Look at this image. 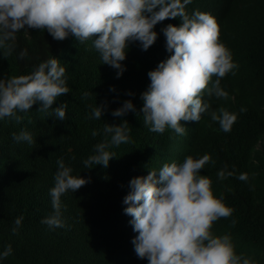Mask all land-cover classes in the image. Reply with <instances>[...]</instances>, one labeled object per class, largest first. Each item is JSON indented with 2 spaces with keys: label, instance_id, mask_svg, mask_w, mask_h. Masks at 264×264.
<instances>
[{
  "label": "trees",
  "instance_id": "obj_1",
  "mask_svg": "<svg viewBox=\"0 0 264 264\" xmlns=\"http://www.w3.org/2000/svg\"><path fill=\"white\" fill-rule=\"evenodd\" d=\"M197 9L216 18L219 40L239 67L235 75L228 73L220 81L227 99L205 92L202 99L210 104L209 111L200 122L181 121L186 129L182 136L170 129L151 132L137 114L143 105L141 93L150 83L148 72L170 55L161 29L169 23L179 25V18L155 26L158 38L147 51L139 42L131 43L122 62L126 70L119 77L118 70L101 63L92 40L80 44L71 35L56 41L47 31L22 30L11 56L4 58L0 50V77L30 74L54 56L66 68L69 87V93L53 104L55 108L67 103L66 120L38 112L39 104L18 112L20 122L0 119V253L12 248L0 264H148L134 252L132 239L137 233L124 213L129 181L158 171L164 163L205 154L215 163L206 164L201 175L211 180L214 195L233 209L229 218L214 222L211 231L228 234L238 255L264 264V0H192L186 7L189 14ZM24 49L27 55L21 58ZM215 80L213 76L209 88ZM85 92L90 95L82 99ZM129 99L136 111L114 117L112 112ZM96 104L106 105L100 120L89 118V105ZM221 107L237 115L230 132L211 119L210 113ZM124 120L130 142L109 149L116 156L107 168L84 169L83 161L93 154L94 145L105 139L103 125ZM21 130L32 134V145L13 140L12 133ZM93 131L98 135L93 137ZM60 158L73 175L90 177V182L62 195L64 227L49 228L41 220L53 213L50 189ZM220 170L232 175L220 180ZM243 173L247 181L238 178ZM18 217L23 219L14 233Z\"/></svg>",
  "mask_w": 264,
  "mask_h": 264
},
{
  "label": "clouds",
  "instance_id": "obj_2",
  "mask_svg": "<svg viewBox=\"0 0 264 264\" xmlns=\"http://www.w3.org/2000/svg\"><path fill=\"white\" fill-rule=\"evenodd\" d=\"M191 3L192 0H0V50L4 58L11 56L16 34L22 30L47 31L56 41L71 35L80 44L92 40L101 63L118 70L119 77L126 70L122 62L131 43L139 42L147 51L158 38L155 26L166 19L179 18V25L169 23L161 29L170 55L148 72L150 83L141 93L143 105L137 114H142L143 124L151 132L163 134L170 129L182 136L186 129L181 121L200 122L209 111L210 104L202 99L205 92L227 99L228 93L220 81L228 73L235 75L239 67L219 40L216 18L198 9L189 14L186 7ZM26 55V49L21 51V58ZM65 73L66 68L52 56L30 74L0 77V119L20 122L23 117L18 112H27L39 104L38 112L66 120V102L53 108L58 97L69 93ZM213 76L216 80L209 88ZM89 95L83 93L82 99ZM89 107V118L94 120H100L106 110L104 104ZM130 111L135 112L136 108L129 99L112 115L122 117ZM210 115L224 132H230L237 120L236 114L223 107ZM129 131L126 120L120 124L105 123V139L94 145L93 154L83 161L84 169L95 165L107 168L116 156L109 149L129 143ZM92 135L95 137L98 132L93 131ZM12 138L16 143H34L26 130L12 133ZM56 163L54 186L50 189L53 213L41 220L49 228L64 227L62 195L75 193L90 182V177L73 175L63 158ZM209 163L215 161L208 154L200 158L189 155L181 163H164L158 171L149 170L147 175L129 181L124 213L131 217L129 223L137 233L132 244L139 259H146L148 264H255L235 252L228 234L215 235L211 231L214 222L229 218L233 209L225 205L223 197L214 195L211 180L201 175ZM228 175L232 173H217L220 180ZM238 178L247 181L248 176L243 173ZM22 219L16 218L14 233ZM11 254L9 245L0 253V259Z\"/></svg>",
  "mask_w": 264,
  "mask_h": 264
}]
</instances>
